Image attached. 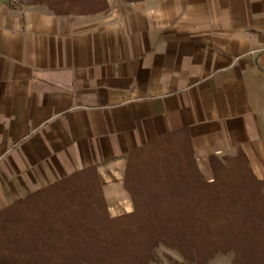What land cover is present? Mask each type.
Masks as SVG:
<instances>
[{
  "label": "crops",
  "instance_id": "obj_1",
  "mask_svg": "<svg viewBox=\"0 0 264 264\" xmlns=\"http://www.w3.org/2000/svg\"><path fill=\"white\" fill-rule=\"evenodd\" d=\"M0 0V211L94 169L112 217L134 151L173 134L264 181V0Z\"/></svg>",
  "mask_w": 264,
  "mask_h": 264
},
{
  "label": "trees",
  "instance_id": "obj_2",
  "mask_svg": "<svg viewBox=\"0 0 264 264\" xmlns=\"http://www.w3.org/2000/svg\"><path fill=\"white\" fill-rule=\"evenodd\" d=\"M55 14L95 13L105 0H31ZM204 178L173 134L129 155V214L112 218L94 169L74 173L0 211V264H149L162 244L206 264H264V181L241 150L209 158Z\"/></svg>",
  "mask_w": 264,
  "mask_h": 264
},
{
  "label": "rangeland",
  "instance_id": "obj_3",
  "mask_svg": "<svg viewBox=\"0 0 264 264\" xmlns=\"http://www.w3.org/2000/svg\"><path fill=\"white\" fill-rule=\"evenodd\" d=\"M19 1L27 2V0H19ZM224 157H228V156H224ZM194 159H195V163L197 164L204 178L208 181H212V172H211L210 164L209 166H204L203 164L199 163V161L195 157ZM233 260H234V254L230 252L227 254H217L209 261H207L206 264H233ZM149 264H197V263H193L185 260L175 250H172L169 247L160 244L155 250L154 259Z\"/></svg>",
  "mask_w": 264,
  "mask_h": 264
}]
</instances>
